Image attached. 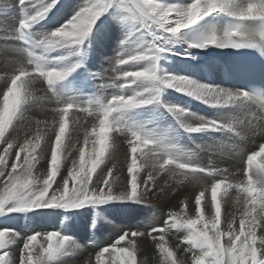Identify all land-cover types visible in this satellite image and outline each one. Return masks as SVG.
<instances>
[{
  "label": "snow or ice",
  "instance_id": "6c2138e0",
  "mask_svg": "<svg viewBox=\"0 0 264 264\" xmlns=\"http://www.w3.org/2000/svg\"><path fill=\"white\" fill-rule=\"evenodd\" d=\"M19 2L24 3V0ZM56 2L57 0H51L48 6L20 20L19 29H27L32 23L43 18ZM107 6L108 0H86V3L65 24L52 31L36 47L48 48L62 42L81 43L90 33L96 20L106 11ZM121 6L132 14L133 19H139L146 27L154 23L172 35L179 34L182 29L216 12L227 13L238 21L251 19L264 21V0H249L241 7H234L233 0H192L187 5L162 3L161 0H121ZM243 35L241 24L236 23L224 33L223 39L212 34L192 43L190 47L205 48L209 45L240 47L241 45L231 38ZM260 35L264 37V31H261ZM166 51L168 49L153 42L144 51L116 61L118 65H124L148 60L151 63L147 67L117 74L126 81H154L158 78L156 62L160 53ZM39 61L40 57L35 56L33 60L20 63L14 74L0 77L7 85V90L3 92V103L0 105V145H4L0 152V185H2L0 214L22 212L38 207L76 208L89 202L103 203L129 199L144 201L149 193L157 192V177L162 173L170 172L181 182L189 181L199 185L202 182L206 184L210 180V202L202 206V200L208 190L205 186L204 190L195 196L194 216H188L186 212L183 216L181 213H171L162 225L152 227L147 232L125 231L118 237L117 243L131 236L132 238L127 240L128 247H117L116 244L104 247L96 253V264H137L139 248L136 238L138 237H143L145 240L151 238L159 250L162 264H178L176 253L168 246L164 233L166 228L172 230L179 227L188 230L182 243L186 245L183 249L185 255L190 254V264H264V164L257 163L256 170H253V162L256 158L264 156V144L260 146L259 151H252L247 155L244 167L237 169L242 173L243 179L237 180L234 173L227 168L202 165L174 145L165 143L162 138L158 139L151 133L129 128L128 177L121 179L116 174L117 165L114 158L107 151L109 132L116 133L122 127L112 119V114L152 103L158 99L159 90H152L153 94L147 98L140 92L134 95H113L95 112L91 106L81 108L78 104L57 101L63 104V107L55 110L53 117L51 125L53 129L58 122L54 142L49 144L45 140L46 132L39 126L31 138L25 134L21 142L19 133L15 138L8 136V133L17 118L21 117L23 106L31 100L29 83L43 79L48 85H52L63 80L75 67V65L73 68L45 67ZM160 82L211 105L244 104L245 101L264 105V98L253 96L248 91L233 92L197 83L181 75L169 73ZM124 86L126 85H121ZM74 106L98 121V128L94 125L90 131L84 129V144L87 145L90 140L92 141V151L88 157L85 148H78L80 143L78 136L74 141L69 137L68 143L65 142L69 110ZM167 108L177 116L186 112L179 105H168ZM26 112L25 109L17 125L18 129L25 120ZM197 119L199 123L184 124L188 132L233 128L235 124L240 135H247L249 132L252 134L257 132L254 122L264 123V118H261L259 113H253L250 119L242 120ZM260 131L264 133V129ZM73 149L78 150L79 159H72L71 166L67 167L66 161ZM62 152L65 156L64 166L67 167V176L60 171ZM41 161L46 167L37 175L35 170ZM109 163L112 164L111 167L108 166ZM140 169H143L146 176H141ZM117 185L123 186V190L118 194L115 191ZM222 188L225 200L230 198L229 190L234 189L235 201L241 205L238 211L225 213L224 228L221 227V199L218 198V192ZM159 191L163 192L164 189L161 187ZM184 207H187L186 203ZM205 209L209 212L207 218ZM10 231L0 229V264H9L12 255L5 249ZM158 232L160 235H155ZM38 238L40 243L36 245L34 242ZM69 239L70 237L57 231L33 233L23 240L19 249L18 264H46L48 259L64 248ZM110 252L113 255L106 261L105 254Z\"/></svg>",
  "mask_w": 264,
  "mask_h": 264
},
{
  "label": "bare ground",
  "instance_id": "6f19581e",
  "mask_svg": "<svg viewBox=\"0 0 264 264\" xmlns=\"http://www.w3.org/2000/svg\"><path fill=\"white\" fill-rule=\"evenodd\" d=\"M24 1L27 2L30 13L31 8L28 3L30 0ZM37 1L43 0H34L30 4L34 5ZM48 1L49 5L50 0ZM68 1L65 2L73 7L74 14L86 3V0ZM18 2L19 0H0L1 23L7 26L17 24L20 18ZM161 2L187 5L192 0H161ZM248 2L249 0H233V6L241 7L238 5H246ZM45 6H47V3H45ZM60 7L61 4H58V7L53 11L59 10ZM13 15L16 17L15 21ZM210 15L203 17L190 27L182 29L179 34L172 35L154 23H150L146 27L139 19H133L132 14L121 6V0H108L106 11L96 20L90 31L93 42L88 41L89 33L79 44L62 42L48 48L43 47L39 51L40 63L45 67L73 68L75 65L66 77L82 67L83 64H86L87 70L94 77L96 84L101 87V84L105 83L108 88L106 91L101 89L105 93V103L113 95H134L140 92L147 98L153 94L152 90H159L158 99L152 103L112 114V119L122 127L116 133L109 132L107 151L113 156L117 165L116 174L121 179L128 177L129 128L151 133L158 139L162 138L165 143L179 147L183 153L194 157L202 165L227 168L234 173L235 179L243 177L237 169L244 167L247 155L252 151H257L264 142V133L260 131L264 129V123L259 122H254L257 126L255 134L249 132L247 135H240L235 124L234 129L231 131L223 128L212 131L188 132L184 124L199 123L197 118L206 120L247 119L244 115L248 111L246 103L211 105L173 87H167L160 82L162 78L170 73L188 77L197 83L212 86L219 84V77L211 81L205 79L198 65L205 58V54L195 47H190L191 42L187 39L190 29ZM44 17L32 23L29 27L34 31L39 41L45 39L43 37L44 32L54 31L67 22L64 21L66 18L65 12L61 10ZM153 42L168 49V51L160 53L156 62L158 78L154 81H126L119 77L118 72L138 70L147 67L151 62L142 60L118 65L116 61L144 51ZM95 43H97L99 50L96 49ZM0 59L3 60L0 64V77H4L5 74L8 76L14 74L20 63L31 60L19 49L18 44L11 42H0ZM191 65L196 67L194 71H191ZM63 80L55 83L59 84ZM121 85L126 86L121 87ZM6 90L7 85H5L3 79H0V105L3 103V92ZM28 90L31 92V100L21 110V117L24 115L25 109L27 110L25 120L18 129L17 125L21 119V117H18L8 133V136H13V138L19 133L21 142L25 134L31 138L38 126L45 130V140L49 144L54 142L55 132L58 131V122L53 129L51 127L53 117L55 110L63 107V104L57 103V101L78 104L81 105V108L86 107L81 100H73L62 96L60 91L52 92L50 86L43 79L30 82ZM168 105H179L186 112L180 116L174 115L168 111ZM161 106L166 107L162 113L153 112L154 109ZM92 109L95 112L99 107H92ZM94 125L98 128V121H95L94 117L87 116L80 108L74 106L73 109L69 110L67 128L70 129V132L65 135V142L68 143L69 137H72L74 141L75 137L78 136L80 141L78 148H85L86 157L90 156L92 141L90 140L87 145L84 144V129L87 128L90 131ZM189 136L190 140L188 139ZM3 147L4 145H0V152H2ZM227 154L230 156L223 157ZM72 159H79L78 150L73 149L70 152L66 161L67 167L71 166ZM61 161L60 171L64 176H67L63 152ZM256 161H263L261 163L264 164V156H260ZM256 161L253 162L254 171L257 167ZM108 166L111 167L112 164L109 163ZM45 167V163L41 161L35 170V174L39 175ZM140 173L141 176H146L143 169H140ZM59 178L58 175L57 179L59 180ZM210 183V180L206 184L202 182L199 185L189 181L181 182L179 178H174L170 172L162 173L157 177V192L149 193L144 201L129 199L103 203L89 202L80 207L68 209L56 206L38 207L24 211L25 214L29 215V219L24 221L25 218H23V222L10 223L1 218L0 229L11 230L5 244V249L12 254L9 258V264H18L19 249L26 237L33 233H47L50 231H57L65 236L73 235L75 240L69 239L64 248L54 257L48 259L46 264H96V253L104 247H110L113 244H116L117 247H128L127 240L131 239V236L127 237L125 241L117 243L118 237L125 231L131 233L134 229L135 231L147 232L152 227L162 225L171 213H181L183 216L186 212L188 216H194L196 214L195 196L204 190L205 186L208 190L202 200V206L211 200ZM161 187L164 189L163 192L159 191ZM122 190V185L116 186L115 191L117 194ZM229 197L227 200L223 198V188L218 192V198L221 199L222 228L225 227V213L229 211L236 212L241 207L235 201L234 189L229 190ZM185 203L186 208L184 207ZM118 206H124V209H120ZM208 215L209 212L205 209L206 218ZM95 225H98L94 230L95 236H98V238L91 239L90 235L93 233L91 229ZM187 232L188 230L184 227L172 230L165 229V240L176 253L178 264H190V254L185 255L183 249L186 245L182 243ZM155 235L159 236L160 233L158 232ZM136 239L139 248L137 251V264H162L159 250L150 237L147 240L143 237ZM90 241H93V243ZM34 243L38 245L40 238ZM177 245H179V248H177ZM112 255L111 252L106 253L104 259L107 261Z\"/></svg>",
  "mask_w": 264,
  "mask_h": 264
},
{
  "label": "rangeland",
  "instance_id": "374dc122",
  "mask_svg": "<svg viewBox=\"0 0 264 264\" xmlns=\"http://www.w3.org/2000/svg\"><path fill=\"white\" fill-rule=\"evenodd\" d=\"M65 1H68V0H57V2H56V4L58 3V4H61V7H60V9L59 10H56V11H53V10H55L57 7H58V4L55 6V7H53V8H51L48 12H49V14H47L45 17H47L48 15H50V14H52V13H55V12H57V11H63V12H65V16H66V18H65V20L64 21H68L73 15H74V9H73V7L69 4V3H67V2H65ZM30 2H34V0H30V1H28V3H29V5H30V8H31V12H30V14L31 15H33L35 12H37V11H39L40 9H42V8H44V7H46L45 6V3H47V6H48V3H49V1L48 0H43V1H37L34 5H31L30 4ZM69 2V1H68ZM27 3V2H26ZM42 3H44L43 5H42ZM50 3H51V0H50ZM163 3H165V2H163ZM238 6H244V5H238ZM12 17H14V15L12 16ZM44 17V18H45ZM42 19V18H41ZM40 19V20H41ZM65 24V23H64ZM63 25V24H62ZM61 25V26H62ZM60 26V27H61ZM52 32V31H51ZM51 32H49V31H47V32H44L43 33V37L44 38H46ZM92 41V37H91V33H90V35L88 36V41ZM93 42V41H92ZM95 45H96V49H98L99 50V48H98V45H97V43H95ZM2 61L3 60H1L0 59V64H2ZM8 62H10V61H8ZM164 108H166V107H164V106H161V107H158V108H156V109H154L153 110V112H156V113H158V114H160V113H162V111L164 110ZM182 122V121H181ZM183 123V122H182ZM70 132V129H66V133H65V135H68V133ZM190 140V139H189ZM228 156H230L229 154H227V155H224L223 157H228ZM261 162H263V161H261ZM260 161H256L255 162V164H257V163H261ZM262 164V163H261ZM238 179H243V177H240V178H238ZM237 179V180H238ZM0 187H2V185H0ZM118 208H120V209H124V206H118ZM20 213V214H19ZM14 215H16V216H14ZM11 216V217H10ZM18 216V217H17ZM21 217V218H20ZM4 219V220H7V222H23V218H25V220L24 221H27V219H29V215L28 214H25V212L24 211H22V212H16V211H12V212H6V213H4V214H0V219ZM98 225H95V226H93V228L91 229V231H93V233L90 235V237H91V239H95V238H98V236H95V232H94V230L96 229V227H97ZM132 231H135L134 229L132 230ZM68 237H70V239L73 241V240H75V236H73V235H69ZM90 242H92L93 243V241H90Z\"/></svg>",
  "mask_w": 264,
  "mask_h": 264
}]
</instances>
